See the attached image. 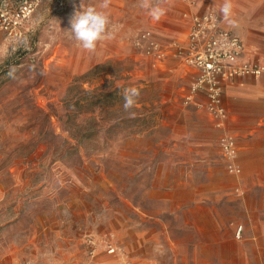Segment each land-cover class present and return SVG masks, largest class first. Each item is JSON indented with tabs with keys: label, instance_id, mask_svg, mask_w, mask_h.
Returning a JSON list of instances; mask_svg holds the SVG:
<instances>
[{
	"label": "rangeland",
	"instance_id": "rangeland-1",
	"mask_svg": "<svg viewBox=\"0 0 264 264\" xmlns=\"http://www.w3.org/2000/svg\"><path fill=\"white\" fill-rule=\"evenodd\" d=\"M22 1L0 0V264H171L166 234L181 235L177 220L165 213L163 226L140 212L164 209L161 190L174 185L158 98L172 88L155 80L140 38L148 12L139 0H111L109 35L90 53L66 30L82 4L97 0H33L32 12L15 23ZM99 64L90 85L114 77V85L139 90L140 120L79 141L76 123L85 116L74 120L63 98ZM123 105L112 98L103 113L89 115L107 128L128 113ZM135 241L137 254L125 247ZM178 256L175 264H185Z\"/></svg>",
	"mask_w": 264,
	"mask_h": 264
},
{
	"label": "crops",
	"instance_id": "crops-1",
	"mask_svg": "<svg viewBox=\"0 0 264 264\" xmlns=\"http://www.w3.org/2000/svg\"><path fill=\"white\" fill-rule=\"evenodd\" d=\"M224 2L158 0L165 14L159 20L147 16L148 30L166 49L163 59L149 56V62L155 80H164L172 88L158 98L165 104L166 165L173 172L174 185L161 190L166 195L159 198L164 209L140 212L163 226L165 213L177 220L181 235L166 234L172 244L171 264L179 253L185 264H264V71L223 83L225 114L217 119L201 106L204 94L193 102L184 100L198 70L169 47L173 41L186 45L191 16L212 9L220 25L241 39V59L264 66V0H230L228 18L221 12ZM224 134L235 138L239 174L227 170L219 144ZM153 236L157 242L158 235ZM137 243L141 241L125 247L137 254ZM220 254H229L228 259L223 261ZM153 256L157 259L158 254Z\"/></svg>",
	"mask_w": 264,
	"mask_h": 264
},
{
	"label": "built area",
	"instance_id": "built-area-1",
	"mask_svg": "<svg viewBox=\"0 0 264 264\" xmlns=\"http://www.w3.org/2000/svg\"><path fill=\"white\" fill-rule=\"evenodd\" d=\"M34 9L33 0H23L14 11L15 23L27 17ZM4 14L1 13L0 17ZM12 23L9 20V23ZM141 41L146 42V52L161 60L166 55V49L152 36L150 30L141 34ZM184 62L198 70L184 96L186 102H193L199 94H204L205 102L201 104L213 117H224L222 104L223 83L235 77L246 75L258 76L263 73L264 66L258 62H248L241 59L243 44L239 36L220 25L217 12L209 9L201 14L191 16V25L187 44L177 41L169 44ZM220 125V123L218 122ZM223 156L227 159V170L232 174L240 173L236 163L237 147L235 138L224 134L219 139ZM241 228L237 229L239 234ZM108 253L117 252V247L107 244ZM130 264V263H128Z\"/></svg>",
	"mask_w": 264,
	"mask_h": 264
},
{
	"label": "trees",
	"instance_id": "trees-1",
	"mask_svg": "<svg viewBox=\"0 0 264 264\" xmlns=\"http://www.w3.org/2000/svg\"><path fill=\"white\" fill-rule=\"evenodd\" d=\"M102 68H104V64L95 65L75 78L63 98L64 108L74 120L79 116H85L81 122L76 123L75 135L79 141L91 138L104 129L105 132H108L112 128H118L123 122L133 127L136 121L140 120V114L136 113V103L134 107L128 110L127 114H116L107 128H104L101 121L95 122L93 117H90L89 114L96 109H98L99 113H103L108 100L112 98H115L117 101L124 99L125 91L130 89L126 85H114V77L110 80H96V83L91 86L90 83L92 84L93 82L94 74L98 73V71L100 72ZM85 83L89 85L84 87L83 84Z\"/></svg>",
	"mask_w": 264,
	"mask_h": 264
},
{
	"label": "clouds",
	"instance_id": "clouds-1",
	"mask_svg": "<svg viewBox=\"0 0 264 264\" xmlns=\"http://www.w3.org/2000/svg\"><path fill=\"white\" fill-rule=\"evenodd\" d=\"M111 5V0H97V4L84 7L82 11H77L70 20V30H66L70 37L87 52H94L98 42L106 35H109L110 17L107 9ZM139 5L146 10L149 15L159 20L165 14V9L159 4H153L152 0H139ZM232 5L230 0H225L221 7V12L225 18L231 14ZM139 90L132 88L125 91L124 109L129 110L134 107L136 99L139 97Z\"/></svg>",
	"mask_w": 264,
	"mask_h": 264
}]
</instances>
